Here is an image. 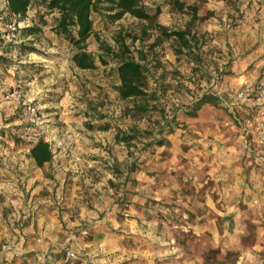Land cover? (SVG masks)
I'll return each instance as SVG.
<instances>
[{"label":"rangeland","instance_id":"rangeland-1","mask_svg":"<svg viewBox=\"0 0 264 264\" xmlns=\"http://www.w3.org/2000/svg\"><path fill=\"white\" fill-rule=\"evenodd\" d=\"M33 1L26 18L13 19L20 30L12 52L0 54V224L12 222L22 231L32 218L33 189L41 181L27 149L43 138L81 157L43 170L53 179L57 166L66 165V184L79 188L73 197L79 206L58 211L64 224L81 222L76 237H130L126 256L153 255V264H264V248L253 238L264 237V148L241 139L218 96L217 106L188 113L204 94L228 100L231 86L264 82V0H180L183 12L169 0H142L152 11L161 9L160 25L195 35L201 62L178 55L174 39L151 48L159 34L149 30L142 37L147 24L129 14L112 21L96 13L98 38L87 41L95 70L76 66L77 50L53 30L57 15L47 13L43 0ZM7 6L0 0L2 24L9 23ZM191 7L198 9L196 18ZM38 25L40 34L24 35ZM132 37L139 40L133 44ZM123 38L135 58L138 50L149 56V91L157 90L159 100L146 114L134 108L143 101L120 98L118 63L101 49L108 45L117 53ZM15 90L40 106L39 127L30 125L23 104L4 99ZM132 128L138 130L132 144L116 141L118 132L129 135ZM46 191L39 194L51 195ZM53 198L59 199L56 190ZM126 220L130 227L122 226ZM103 260L113 264L107 255Z\"/></svg>","mask_w":264,"mask_h":264},{"label":"trees","instance_id":"trees-1","mask_svg":"<svg viewBox=\"0 0 264 264\" xmlns=\"http://www.w3.org/2000/svg\"><path fill=\"white\" fill-rule=\"evenodd\" d=\"M8 15L4 17L5 21H12L18 19L21 21L26 18L29 10L33 7V0H7ZM169 4L176 8L179 12H183L186 8V3L180 0H169ZM48 14H56L54 32L57 36L64 37L69 41L77 53L73 57L76 66L81 70H95L98 64L95 58L87 51V41L95 36L94 31V14H100L104 18H109L112 21H118L125 15L129 14L147 25L143 27L142 37L148 36L149 30H155L159 36L151 48L156 47L160 39L170 40L174 39L178 47L175 49L178 55L191 54L195 61L202 60L199 42L195 35H192L189 29H180L177 31H170L158 22L161 14V9L155 11L146 7L142 0H43ZM107 5L108 7H103ZM194 18L197 17V7H191ZM104 11L108 12V16L104 15ZM42 26L48 23L42 17L40 20ZM25 36H36L42 32V28L38 26L28 27L23 30ZM139 38L132 37V43L135 44ZM120 48L117 53L108 45H101L102 51L113 58L118 63L117 74L120 82L118 87L119 95L122 100H141L143 103L136 104L134 107L139 112L146 114L150 110H155L151 105V101H158L157 90L149 91V72L148 53L143 50H138V58H135L130 47L126 45V39L119 41ZM99 62L102 65H107L108 61L104 55H100ZM205 105L217 106L218 97L213 94L202 95L192 107L188 109L190 115L200 111ZM172 122H169L170 124ZM172 125V124H170ZM105 130L108 127L104 128ZM129 135L121 136L118 132L116 135L117 142H123L128 145L132 144L137 139L138 130L132 128ZM163 146V141L157 143ZM31 157L40 168L53 160V152L50 144L43 138L34 143L31 148ZM53 261V258L50 259Z\"/></svg>","mask_w":264,"mask_h":264},{"label":"crops","instance_id":"crops-1","mask_svg":"<svg viewBox=\"0 0 264 264\" xmlns=\"http://www.w3.org/2000/svg\"><path fill=\"white\" fill-rule=\"evenodd\" d=\"M6 4L8 2L6 0ZM4 16L8 15V6L3 13ZM13 22L9 21V23ZM9 23L2 24L0 22V54H8L12 52V45L14 41L8 38L7 25ZM6 84H9V80L5 79ZM256 84H264V82H258ZM244 84L239 83L236 86H231L226 89V96L229 98H222L217 93L219 98L222 99L223 105L227 110L235 112L244 118L247 115L244 107L233 102L232 91H237L243 87ZM214 94V93H213ZM252 116L256 119L255 114L252 112ZM239 134L242 140H244V134L237 128L233 127ZM254 146L263 147L264 143L260 141L256 133V126L251 129V134L248 137ZM46 141L50 144L53 152V160L50 163L45 164L40 168L36 165L34 159L30 157L34 163L35 176L41 183L38 187L33 189V194H37L34 198L32 218L30 217L25 221V226L20 231L19 226H14L12 222L8 225L6 221L0 224V264H104V258L107 255L110 262L113 264H119L129 260L130 264H153L156 256L151 255L143 256L139 255L126 256L124 251V242L126 238L130 237H109L108 234H103L99 237L97 235L94 238L89 237H76L74 235L77 227L81 225V222L77 219L74 221L68 220L67 223H62L59 218V209L73 208L76 209L78 202L73 197L80 194L78 186H70L66 184L68 175L70 174L67 166H57L55 178H48L44 175L43 170H47L48 167H56L58 163H64L67 161L73 162L81 159L80 155L66 154L64 153V147L61 142L52 143V141ZM38 142V141H37ZM36 143V142H35ZM32 148V146H31ZM27 149V151H31ZM55 148V149H54ZM58 148V149H57ZM57 150H59L57 152ZM71 167V166H70ZM72 169V172L75 170ZM73 174V173H72ZM70 178L73 176H69ZM56 180V181H55ZM46 189V192L51 195L39 194V191ZM57 191L58 198H53V192ZM69 191V194L67 192ZM66 192V194H65ZM64 198H60L63 195ZM69 195V196H68ZM72 195V196H71ZM71 196V197H70ZM31 204V203H30ZM30 206V205H29ZM62 206V207H61ZM72 213V212H71ZM75 213V212H74ZM67 216V215H66ZM81 220V219H80ZM120 222H117L118 225ZM122 226L130 227V220L122 222ZM70 230V232H68ZM86 234L87 232H83ZM256 242L255 245L258 248H264V237H253ZM88 239V241H85ZM238 240H242V237H237ZM86 248L81 250L82 247ZM104 247L103 253L98 251V247ZM71 254L76 255L74 258ZM138 254V253H137ZM53 258V261L50 259ZM145 258V261L143 260ZM122 260V261H121ZM104 261V262H103ZM144 261V263H143Z\"/></svg>","mask_w":264,"mask_h":264},{"label":"built area","instance_id":"built-area-1","mask_svg":"<svg viewBox=\"0 0 264 264\" xmlns=\"http://www.w3.org/2000/svg\"><path fill=\"white\" fill-rule=\"evenodd\" d=\"M8 38L13 41L16 39L20 24L12 22L7 25ZM233 101L244 107L247 115L241 118L235 110L230 112L232 123L237 127L245 137H249L251 129L255 125L256 133L262 143H264V84L245 83L243 87L237 91L231 92ZM6 101L23 104L28 114V121L31 126L39 127L41 123V108L35 103L24 101V95L21 90L10 91L5 95ZM255 114L256 119L251 113ZM74 258V254H71Z\"/></svg>","mask_w":264,"mask_h":264}]
</instances>
